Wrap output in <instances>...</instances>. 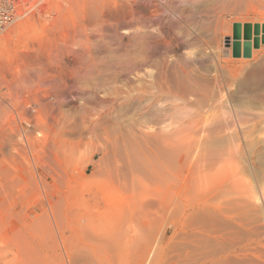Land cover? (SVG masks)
<instances>
[{
  "label": "rangeland",
  "instance_id": "rangeland-1",
  "mask_svg": "<svg viewBox=\"0 0 264 264\" xmlns=\"http://www.w3.org/2000/svg\"><path fill=\"white\" fill-rule=\"evenodd\" d=\"M16 1L21 11L2 32L12 25L17 31L0 45V264H28L33 252L59 254L64 243L76 240L98 259L96 264H134L147 250L160 264H264V170L248 172L228 157L214 163L216 146L197 142L192 147L198 168L185 194L202 186L201 180L206 187L214 178L226 182L228 190L220 199L223 217L200 220L187 216L184 199L161 198L163 188H171L169 198L176 191L181 180L177 159L190 139L175 123L168 125L174 112L167 93H156L164 105L147 111L142 107L149 102L130 103L120 93L127 91L128 81L138 86L136 79H129L128 67L131 58L139 59L128 51L123 0H109L103 8L109 22L98 34L88 29L85 36L82 29L89 19L80 16L71 0ZM239 26L234 22L232 36L222 37V48L231 49L235 59L240 58ZM79 29L83 38L74 46L80 53L76 62L63 47L64 36ZM259 48L257 44L254 49ZM244 51L250 58L251 48ZM15 67L28 76L32 68H41L57 81L14 88ZM144 115L155 120L151 129L141 121ZM240 184V190L257 196L252 201L257 206L242 212ZM77 221L80 227L73 230Z\"/></svg>",
  "mask_w": 264,
  "mask_h": 264
},
{
  "label": "bare ground",
  "instance_id": "bare-ground-1",
  "mask_svg": "<svg viewBox=\"0 0 264 264\" xmlns=\"http://www.w3.org/2000/svg\"><path fill=\"white\" fill-rule=\"evenodd\" d=\"M7 1L10 5L0 12L2 27L0 33L13 23L18 17L17 13L21 11L20 6L18 8L16 6V0ZM71 2L76 5L81 13L80 16L84 15L89 19L88 27L82 29L83 36L88 29L89 34H95L96 31L101 30L103 23L109 22L103 15V8L109 0H71ZM54 5L56 4H53V7ZM66 5L63 9L67 8ZM121 5L124 7L126 16L124 29L129 54L132 56L136 54L137 57L134 56V59L139 58L137 62L131 58L132 62L128 67L129 79H136L138 86L128 81L127 91L120 92L123 94V99L131 101L130 103L140 100L142 105L149 102L147 106L142 107L147 111L153 106L164 105L161 98H156V93H167L174 112L170 115L168 125L175 123L177 128L180 127V132H185L184 137L190 139V142L188 141L190 146H185L184 152L177 159L179 165H176V170L181 180L177 183L176 191L173 189L169 198L171 188H163V193H160L161 198L176 199L178 202L183 199L187 201V216L192 215L191 217L194 218L202 216L211 220L215 217H223L224 210L220 199L225 197L228 190L226 182H220L214 178L210 186L206 187V181L201 180L202 186H195L188 194H185L190 176L194 174L195 167L198 168V157L194 154L195 147L192 145L197 142H210L211 146H216L215 153L212 155L214 157H211L214 163L218 159L228 157L238 160V164L243 165L248 172L257 173L264 170V144H262L264 143V133H262L264 132L262 131L264 130L262 128L264 125V45H262L264 0H123ZM46 7L49 6H45L44 9ZM69 7L71 8L70 5ZM72 7L75 8L73 3ZM59 15L58 12V18ZM80 16L78 15L79 18ZM53 21L54 19L50 24ZM234 22L241 24L240 35L236 38L240 47L239 59L230 57L231 49L226 52L222 48V37L224 34L232 36ZM245 23L250 24L249 27L247 26V35ZM23 25L26 26V24ZM17 26L19 27V23ZM78 26L80 27V23ZM12 27L0 34V45L7 43L8 38L13 36L11 34L16 28L13 25ZM80 32L79 29L66 36L63 35L65 37L63 48L66 53L72 54L75 61L80 56L74 48L79 38H83ZM138 44L137 50L135 46ZM257 44L260 48L254 49ZM54 47L56 48L55 45ZM248 47L252 50L250 58L244 57V50ZM11 75L12 82L16 86L7 87H18L21 90L28 88L26 85L31 83L39 87L42 84L52 85L54 81H57L41 68L36 67L32 68L29 76L23 75L22 67L21 69L15 67ZM4 83L6 84V81ZM56 102L59 103V100L56 99ZM25 109L27 106L23 108ZM21 118L28 122V118L24 116ZM141 121L146 124L147 130L151 129L150 123L155 122L150 115L142 116ZM20 132L27 133V129L22 128ZM20 132H15V136L21 138ZM173 133L176 134L175 132L170 134ZM240 187L243 186L240 184L238 187V210L242 212L256 203L253 204L252 201L257 200V196L251 190L249 192L247 189L240 190ZM192 190L195 192L190 195ZM197 198L200 200L199 203ZM195 199H197L196 203L193 202ZM186 212L184 210L183 214ZM201 218L199 217L200 220ZM78 222L73 225V230H78L80 227ZM212 226L214 227L215 224ZM104 242L111 241L105 238ZM150 252V250L142 252L134 264H160L157 258H153L152 255L149 257ZM117 258L121 263L124 262L120 260V254H117ZM97 262L99 263L98 259L90 257L76 240L64 243L62 252L59 254L47 255L35 251L28 264H96Z\"/></svg>",
  "mask_w": 264,
  "mask_h": 264
},
{
  "label": "built area",
  "instance_id": "built-area-1",
  "mask_svg": "<svg viewBox=\"0 0 264 264\" xmlns=\"http://www.w3.org/2000/svg\"><path fill=\"white\" fill-rule=\"evenodd\" d=\"M9 2L7 0H0V12H3V9L6 6H9L10 4H8ZM1 16V15H0ZM1 20V19H0ZM2 27L0 26V31H1Z\"/></svg>",
  "mask_w": 264,
  "mask_h": 264
}]
</instances>
